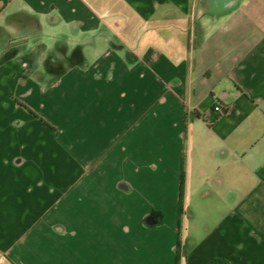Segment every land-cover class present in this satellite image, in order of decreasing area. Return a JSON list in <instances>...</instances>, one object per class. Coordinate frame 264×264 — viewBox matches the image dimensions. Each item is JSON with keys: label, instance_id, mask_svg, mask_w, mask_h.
<instances>
[{"label": "crops", "instance_id": "crops-1", "mask_svg": "<svg viewBox=\"0 0 264 264\" xmlns=\"http://www.w3.org/2000/svg\"><path fill=\"white\" fill-rule=\"evenodd\" d=\"M109 259L264 264V0H0V264Z\"/></svg>", "mask_w": 264, "mask_h": 264}, {"label": "rangeland", "instance_id": "rangeland-1", "mask_svg": "<svg viewBox=\"0 0 264 264\" xmlns=\"http://www.w3.org/2000/svg\"><path fill=\"white\" fill-rule=\"evenodd\" d=\"M103 181H106L105 179ZM180 202H179V208H180ZM115 213V211L112 208H109V212L107 213L109 216ZM180 218V215H179ZM105 228L99 230L101 231V235H104V232L106 231V229L108 230L109 233L112 234L111 237L109 238H104L105 236H101V239H97V244L95 246L98 245H102L105 246V243L108 247L114 246V247H119V221L115 222V220H112L111 217H109L108 222L106 224H104ZM178 236L180 238V230L178 231ZM84 241V243L81 244V246H86L87 245V241L86 240H82ZM107 264H112V261L109 259Z\"/></svg>", "mask_w": 264, "mask_h": 264}, {"label": "built area", "instance_id": "built-area-1", "mask_svg": "<svg viewBox=\"0 0 264 264\" xmlns=\"http://www.w3.org/2000/svg\"><path fill=\"white\" fill-rule=\"evenodd\" d=\"M213 111L217 113H222L225 111V108L221 104L216 103L213 105Z\"/></svg>", "mask_w": 264, "mask_h": 264}, {"label": "trees", "instance_id": "trees-1", "mask_svg": "<svg viewBox=\"0 0 264 264\" xmlns=\"http://www.w3.org/2000/svg\"><path fill=\"white\" fill-rule=\"evenodd\" d=\"M214 119L215 118H212L210 121H213ZM177 242H179V241L177 240ZM177 261H178V258H177ZM222 263H223V260H221V259H213L209 264H222Z\"/></svg>", "mask_w": 264, "mask_h": 264}]
</instances>
